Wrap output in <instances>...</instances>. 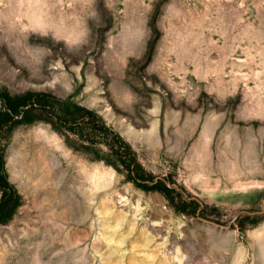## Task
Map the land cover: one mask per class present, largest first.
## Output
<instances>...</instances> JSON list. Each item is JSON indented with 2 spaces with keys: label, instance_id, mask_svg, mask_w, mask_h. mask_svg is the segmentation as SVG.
I'll use <instances>...</instances> for the list:
<instances>
[{
  "label": "rangeland",
  "instance_id": "1",
  "mask_svg": "<svg viewBox=\"0 0 264 264\" xmlns=\"http://www.w3.org/2000/svg\"><path fill=\"white\" fill-rule=\"evenodd\" d=\"M0 264H264V0H0Z\"/></svg>",
  "mask_w": 264,
  "mask_h": 264
},
{
  "label": "bare ground",
  "instance_id": "2",
  "mask_svg": "<svg viewBox=\"0 0 264 264\" xmlns=\"http://www.w3.org/2000/svg\"><path fill=\"white\" fill-rule=\"evenodd\" d=\"M40 149V148H39ZM35 150V149H34ZM38 150V149H37ZM45 150V149H44ZM44 150H40V151H38L36 154H35V158L36 159H38V162H36V160H35V167L36 168H38V169H41V172L40 173H38V177H39V179H36V180H40V181H38L39 183H40V185H41V183H42V185H41V188H42V186H44V182L48 179H50V180H52V176H53V170L51 169V166L49 165V161H48V156H47V153H46V151H44ZM39 172V171H38ZM50 177V178H49ZM48 180H47V182H48ZM46 182V183H47ZM37 186H39V185H37ZM40 187V186H39ZM40 188V189H41ZM39 189V190H40ZM51 190V189H50ZM37 192H38V190H37Z\"/></svg>",
  "mask_w": 264,
  "mask_h": 264
}]
</instances>
